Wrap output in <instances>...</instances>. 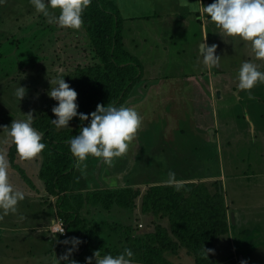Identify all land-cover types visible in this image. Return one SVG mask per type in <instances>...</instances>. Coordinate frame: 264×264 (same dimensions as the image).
Returning a JSON list of instances; mask_svg holds the SVG:
<instances>
[{
	"label": "rangeland",
	"instance_id": "rangeland-1",
	"mask_svg": "<svg viewBox=\"0 0 264 264\" xmlns=\"http://www.w3.org/2000/svg\"><path fill=\"white\" fill-rule=\"evenodd\" d=\"M154 2L115 5L125 18L124 44L144 70L124 103L141 115L142 125L111 167L92 156L76 166L71 188L82 190L76 188H89V180L110 179L109 188L144 190L165 182L170 172L177 180L204 183L211 191L218 186L230 213L238 212V222L228 214V234L213 243L216 264H241L240 257L248 264H264V83L250 90L252 98L237 87L241 63L250 61L262 71L264 60L256 59L250 43L220 35L214 22L196 11L182 22L186 6L164 8ZM162 9L172 14H158ZM49 11L58 16L60 10ZM84 33L82 26L60 27L38 13L30 0H0V126L29 113L35 119L56 103L47 95L49 80L77 63L75 45L88 47ZM205 39L217 45L219 68L209 70L202 63L199 46ZM19 85L27 90L20 101L15 96ZM11 144L0 127V154L10 163V181L25 193L16 213L0 219V264H56V256L71 245L62 243L66 236L50 230L51 217L58 215L55 197L47 194L37 175L41 157L24 161L16 152L11 162ZM113 207H91L82 214L90 220L95 211L93 223L107 222L98 235L107 244L123 241L120 227L113 228L116 224H130L135 234L152 228V216ZM157 221L168 226L163 219ZM168 258L173 264H195L184 248Z\"/></svg>",
	"mask_w": 264,
	"mask_h": 264
},
{
	"label": "trees",
	"instance_id": "trees-1",
	"mask_svg": "<svg viewBox=\"0 0 264 264\" xmlns=\"http://www.w3.org/2000/svg\"><path fill=\"white\" fill-rule=\"evenodd\" d=\"M82 18L85 32L82 36L88 39V47L73 46L77 63L62 73L78 93V111L91 113L98 104L113 102L124 105L142 80L144 70L137 56L125 48L123 18L110 0H92ZM88 51L91 52L90 60H87ZM56 103L33 121V126L44 133L42 142L47 145L40 154L37 175L47 194L55 197L56 213L66 225L65 238L76 237L82 241L70 259L85 264L86 258L97 250L101 255L109 252L116 255L130 248L137 264H173L168 254H176L184 248L193 256L195 264H216L213 253L206 259L201 249L202 246L212 249L217 237L227 233L228 208L219 187L211 191L204 183L188 181L180 191L165 182L151 184L144 190L130 185L84 192L72 190L76 162L68 140L78 135L81 124L88 122L73 118L69 128L57 129L51 122L56 119L52 113ZM15 153L16 147L11 144L8 152L11 162ZM137 205L139 211L134 210ZM88 206H100L108 211L117 206L130 215L133 211L139 212L146 217L152 216L153 226L135 234L130 224H116L113 228L120 227L123 241L119 246L109 245L98 237L101 225L107 222L93 223L82 216L81 211ZM158 219L165 220L168 226L158 223Z\"/></svg>",
	"mask_w": 264,
	"mask_h": 264
},
{
	"label": "clouds",
	"instance_id": "clouds-1",
	"mask_svg": "<svg viewBox=\"0 0 264 264\" xmlns=\"http://www.w3.org/2000/svg\"><path fill=\"white\" fill-rule=\"evenodd\" d=\"M92 0H30L38 13H42L50 20H55L62 28L78 30L83 24V13L89 7ZM49 9H59L56 16ZM200 16L203 20L214 22L220 29V35L231 38H239L248 42L256 59L264 60V0H213L207 6L200 3ZM200 56L204 66L212 70L219 68L222 57L217 55V45L207 44L206 39L199 46ZM238 89L247 91L249 98L251 89L258 83H264V71L250 61H243L238 70ZM50 89L47 95L56 101L52 107V113L56 119L51 120L57 129L69 128L70 121L78 118L87 121L81 124L78 135H73L68 140L69 150L75 158L76 166L83 164L89 156L101 159L109 167L113 165L115 158L124 155L129 144L134 140L142 125V117L135 108L117 105L114 102L107 105L98 104L95 111L82 113L78 111L76 102L78 93L65 81V75L58 74L55 79L49 80ZM26 88L20 86L15 91L16 98L20 101L26 95ZM34 117L31 113L24 114V118L13 119L10 125L0 126L2 132L16 147V152L21 160L30 161L38 157L47 147L42 142L44 133L33 126ZM10 163L4 155L0 154V219L12 213H16L17 205L25 199V193L15 187L10 181ZM165 184L180 191L185 182L177 180L175 173H169ZM63 226L57 233H63ZM65 245H71L59 258L56 256V264H78L72 257L78 250L82 241L76 237H70L62 241ZM213 249L202 246L201 255L207 259ZM137 264L135 253L130 248L113 255L106 253L101 255L97 250L93 256L87 257L85 264ZM241 264H248L247 260Z\"/></svg>",
	"mask_w": 264,
	"mask_h": 264
},
{
	"label": "crops",
	"instance_id": "crops-1",
	"mask_svg": "<svg viewBox=\"0 0 264 264\" xmlns=\"http://www.w3.org/2000/svg\"><path fill=\"white\" fill-rule=\"evenodd\" d=\"M110 1H112L116 6H120L121 7V5H129V6H136V2H137V0H110ZM146 1V0H145ZM168 1V2H167ZM213 2V0H155V4H157V3H159L160 4V6H162V7H166V6H168V5H170V4H176V3H178V6L180 5V6H186L187 8L184 10V18H181V21L183 22V21H185V18L187 19V17L189 16V15H191V14H193L195 11V13H197L198 14V16H200V3H202L203 5L205 4V5H209L210 3H212ZM147 3V5H148V2H146ZM150 4V3H149ZM192 6H194L195 8H193ZM181 10V9H180ZM176 10H174L173 12H175ZM155 14H157V11L155 12ZM158 14H162V15H164V16H170V14H172L171 12H169L168 10H165V9H162ZM123 18V17H122ZM125 21V18H123V25H124V22ZM161 21H164V20H161ZM163 23V22H162ZM124 39V38H123ZM139 40V39H138ZM133 41H135V38H134V40ZM132 41V42H133ZM124 42V41H123ZM136 45H139V46H141V41H135L134 42ZM125 48H126V46H125ZM141 48V47H140ZM127 49V48H126ZM155 61H157L158 62V58L155 60ZM157 64L158 63H156V65H155V67H157ZM262 71H264L263 69H262ZM240 99V98H239ZM90 182V186H89V188H85L86 187V185H85V187L83 186V185H81V186H78L76 189H82V190H78V191H81V192H84V191H87V190H92V189H96V188H104V187H109V184L111 183V181H110V179L109 180H107V181H101V182H99V180L98 181H96V180H89ZM99 183L101 184L100 186H99ZM83 187V188H82ZM77 191V190H76ZM137 204H138V202H137ZM92 206H88V207H86V208H84L82 211H81V214H83V211L85 210V211H87L89 208H91ZM93 209H96L97 207H92ZM111 210V209H110ZM134 210L135 211H139V207H138V205H137V207L136 208H134ZM54 211H55V214H56V209L54 208ZM89 211V210H88ZM233 212V214H234V223H235V221L236 222H238L237 221V216H238V212L237 211H235V210H233L232 211ZM86 213H88V212H86ZM54 214V215H55ZM94 214H96L95 213V211L93 212V213H91L90 215H89V218H90V221H92L93 222V218H94ZM227 214H229V220H230V211H229V209L227 210ZM52 218L53 217H51V219H50V223H51V221H52ZM139 226H141V223H139L138 224ZM48 226V225H47ZM46 226V227H47ZM228 232H229V223H228V227H227V233L226 234H228ZM225 234V235H226ZM101 239V238H100Z\"/></svg>",
	"mask_w": 264,
	"mask_h": 264
},
{
	"label": "built area",
	"instance_id": "built-area-1",
	"mask_svg": "<svg viewBox=\"0 0 264 264\" xmlns=\"http://www.w3.org/2000/svg\"><path fill=\"white\" fill-rule=\"evenodd\" d=\"M64 228V232L61 234V233H57L58 232V229L60 227ZM50 230L53 234H58V235H61V236H66V225L63 221V219L59 216H56L55 219L52 220L51 224H50Z\"/></svg>",
	"mask_w": 264,
	"mask_h": 264
},
{
	"label": "water",
	"instance_id": "water-1",
	"mask_svg": "<svg viewBox=\"0 0 264 264\" xmlns=\"http://www.w3.org/2000/svg\"><path fill=\"white\" fill-rule=\"evenodd\" d=\"M217 95L219 96V93H217ZM219 191H222L220 187H219ZM230 218L234 221V214H233V212L230 213ZM240 261H242V257H240Z\"/></svg>",
	"mask_w": 264,
	"mask_h": 264
}]
</instances>
